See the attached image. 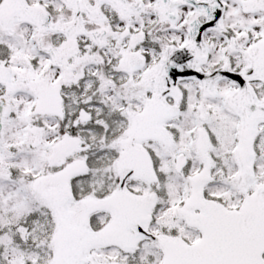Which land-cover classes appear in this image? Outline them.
Returning <instances> with one entry per match:
<instances>
[{
    "label": "snow or ice",
    "instance_id": "1",
    "mask_svg": "<svg viewBox=\"0 0 264 264\" xmlns=\"http://www.w3.org/2000/svg\"><path fill=\"white\" fill-rule=\"evenodd\" d=\"M0 264H264V0H0Z\"/></svg>",
    "mask_w": 264,
    "mask_h": 264
}]
</instances>
